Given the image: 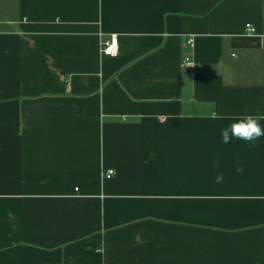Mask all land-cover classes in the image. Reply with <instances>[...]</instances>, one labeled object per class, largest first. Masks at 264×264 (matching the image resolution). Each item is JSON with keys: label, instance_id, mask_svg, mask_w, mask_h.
Returning <instances> with one entry per match:
<instances>
[{"label": "crops", "instance_id": "0c3cea01", "mask_svg": "<svg viewBox=\"0 0 264 264\" xmlns=\"http://www.w3.org/2000/svg\"><path fill=\"white\" fill-rule=\"evenodd\" d=\"M246 115L264 0H0V264H264Z\"/></svg>", "mask_w": 264, "mask_h": 264}, {"label": "clouds", "instance_id": "9594fccd", "mask_svg": "<svg viewBox=\"0 0 264 264\" xmlns=\"http://www.w3.org/2000/svg\"><path fill=\"white\" fill-rule=\"evenodd\" d=\"M195 66L196 64L192 61H186L185 67ZM262 120H264V116L260 115H246L235 118L234 122L221 130L222 143L229 144L232 139H237L248 142L250 147L253 146V142L264 137V127L260 123ZM216 166H219L218 162ZM236 171L242 173L243 168L238 167ZM223 179L222 173L216 176L217 183H221Z\"/></svg>", "mask_w": 264, "mask_h": 264}, {"label": "built area", "instance_id": "2783aa9c", "mask_svg": "<svg viewBox=\"0 0 264 264\" xmlns=\"http://www.w3.org/2000/svg\"><path fill=\"white\" fill-rule=\"evenodd\" d=\"M247 30L250 34H254L256 32V27L253 26L251 23H248L246 25ZM188 43L190 46H194V38L191 37L188 40ZM100 52L104 55H110V56H116L119 52V38L117 34H113L110 39H107L105 41H102L100 44ZM192 61L195 64L194 59L192 56L187 55L183 59V67L186 69H190L192 67H185L186 61ZM114 173V169H109L105 172L107 176H111Z\"/></svg>", "mask_w": 264, "mask_h": 264}]
</instances>
